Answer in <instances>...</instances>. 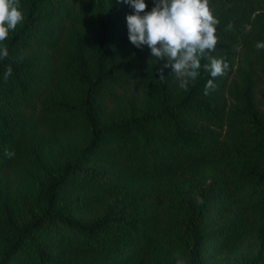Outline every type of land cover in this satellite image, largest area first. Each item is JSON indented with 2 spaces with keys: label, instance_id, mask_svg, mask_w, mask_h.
<instances>
[{
  "label": "trees",
  "instance_id": "obj_1",
  "mask_svg": "<svg viewBox=\"0 0 264 264\" xmlns=\"http://www.w3.org/2000/svg\"><path fill=\"white\" fill-rule=\"evenodd\" d=\"M18 3L23 20L0 41V170L22 163L37 177L29 199L0 198V264H66L47 236L72 264H203L248 229L245 264H264V0H209L217 43L206 51L228 67L213 78L202 57L186 91L129 41L122 0ZM62 137L44 167L39 149ZM98 198L92 220L71 213ZM227 203L239 211L211 221Z\"/></svg>",
  "mask_w": 264,
  "mask_h": 264
},
{
  "label": "clouds",
  "instance_id": "obj_2",
  "mask_svg": "<svg viewBox=\"0 0 264 264\" xmlns=\"http://www.w3.org/2000/svg\"><path fill=\"white\" fill-rule=\"evenodd\" d=\"M122 2L134 9L133 14L126 16L129 41L137 48L147 45L152 57L165 61L159 69L161 80L165 78L164 69L171 68L169 75L174 74L180 79V87L186 91L190 81L198 76L202 57L209 60L204 69L211 77L224 74L227 63L208 56L206 51L214 49L217 43L215 26L218 21L208 6L209 0H153L154 7L148 12L144 11L147 7L145 0ZM22 20L18 0H0V41L6 40L9 30H15ZM256 48H264V43L258 42ZM7 57V47L0 49V58ZM11 74L9 66L4 73L5 80ZM215 87L214 81L209 79L204 94L208 95ZM5 155L11 158L14 153L6 151Z\"/></svg>",
  "mask_w": 264,
  "mask_h": 264
},
{
  "label": "rangeland",
  "instance_id": "obj_3",
  "mask_svg": "<svg viewBox=\"0 0 264 264\" xmlns=\"http://www.w3.org/2000/svg\"><path fill=\"white\" fill-rule=\"evenodd\" d=\"M18 10L21 12L20 5L18 3ZM59 136H54L58 138ZM64 144V137L59 139L57 143H51L50 146L46 143L45 147L39 149L38 157L41 159L42 164L48 166L52 160H55V156L59 152L58 149ZM20 166L16 168V165L3 170H0V198L13 197L17 199L18 196L25 197L26 200L29 199L28 195H31L35 186L32 184L30 176L37 177V173L26 165L19 164ZM48 169V168H44ZM137 184H132V188L136 187ZM131 188V189H132ZM134 189V188H133ZM128 194L131 190L127 191ZM104 204L100 198L93 200L92 202L77 204L73 203L71 205V213L84 221L92 220L102 210ZM239 211L238 204L227 203L214 208L209 214L210 220L221 219L224 221L226 218L233 217ZM245 234V240H241L240 243H235L230 246V248L223 250L217 255H212L208 252L206 254L203 264H245L248 259H250L255 253L256 249V233L252 229H248ZM45 243V250L50 255H55V257H64L66 264H68V259L71 263L70 257L71 248L68 247L62 240L55 236H47L43 239ZM24 262V260H23ZM31 264V263H25ZM72 264V263H71ZM123 264H138L136 261H126Z\"/></svg>",
  "mask_w": 264,
  "mask_h": 264
}]
</instances>
